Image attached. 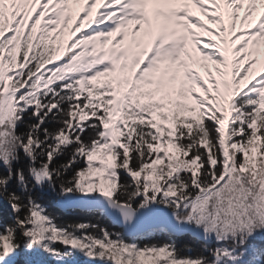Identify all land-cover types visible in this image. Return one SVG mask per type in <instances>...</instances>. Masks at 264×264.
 Masks as SVG:
<instances>
[{
	"label": "snow or ice",
	"instance_id": "1",
	"mask_svg": "<svg viewBox=\"0 0 264 264\" xmlns=\"http://www.w3.org/2000/svg\"><path fill=\"white\" fill-rule=\"evenodd\" d=\"M0 264H264V0H0Z\"/></svg>",
	"mask_w": 264,
	"mask_h": 264
}]
</instances>
